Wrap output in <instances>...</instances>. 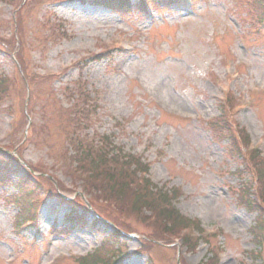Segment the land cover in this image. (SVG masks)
<instances>
[{"label": "rangeland", "instance_id": "1", "mask_svg": "<svg viewBox=\"0 0 264 264\" xmlns=\"http://www.w3.org/2000/svg\"><path fill=\"white\" fill-rule=\"evenodd\" d=\"M191 1V6L151 15L146 20L131 14L122 21L103 8L79 0L51 5H47L46 0L43 3L13 0L10 4L0 0L1 35L17 32L15 16L18 12L22 59L25 66L29 65L27 70L41 74L63 73L52 81L38 82L41 85L37 88L32 85V120L37 127V137L25 147L21 157L35 166L45 167L65 188L73 189L69 179L56 170L61 166L62 137L55 104L47 99L46 93L54 88L57 101L65 105L68 101L61 91L79 76L73 64L102 51L120 31L129 32L135 38L132 54H116L114 50L110 59L89 62L83 70L88 89L101 103L90 133L94 130L110 135L114 145L140 154L149 162L150 173L159 184L180 187L182 195L175 204L179 211L198 219L201 226L219 229L218 240L222 247L218 264H264V227L259 233L262 243L258 247L250 232L257 214L241 205L235 189L229 188L237 186L233 171L240 163L229 157L227 142H221L222 138L207 122L221 114L217 96L221 94V85L226 83V65L233 68L246 63L244 67L239 66L241 75L227 83L239 97V91L246 90L248 95L253 87L264 88V28L254 23L258 22L259 9L254 0ZM52 14L65 21L70 38L47 47L42 23L48 27ZM9 43L10 48L16 49L17 36ZM227 59L229 62L225 64ZM69 64L71 66L64 68ZM15 68L12 54L0 46V78H7L5 87L0 88L1 147L13 140L21 144L29 139L22 117L23 104L28 101L18 80L9 82L16 80ZM254 98V106L240 110L233 118L252 131L254 143H260L264 149L261 137L264 134V94ZM153 101L161 110L181 117L163 114ZM13 127L16 130L11 133ZM10 135L14 136L11 141ZM5 175L17 181L16 175H10L0 160V180ZM15 189L9 184L0 185V264H48L56 253L62 256L54 264H77L73 257L93 252L103 243V251L112 252L117 247L104 242L103 237L109 232L107 226L102 223L95 228L90 226L92 218L88 219L87 227L63 231L60 225L69 205L56 200L41 205L36 226L16 232L18 206L9 198ZM41 189H46L45 184ZM65 193L74 206L84 208L82 200L88 196L75 201V196L68 191ZM124 220L135 234L125 239V249L120 247L119 251L128 254L120 264H177L175 251L163 245L150 249V256L134 253L140 246L139 235L149 230L138 218L127 215ZM53 228L59 233H53ZM30 243H34L35 248ZM176 244L184 262L179 259V264H198L209 256V247L207 251L200 245L195 252H187L181 248L179 240ZM257 250L259 259L252 256Z\"/></svg>", "mask_w": 264, "mask_h": 264}, {"label": "trees", "instance_id": "2", "mask_svg": "<svg viewBox=\"0 0 264 264\" xmlns=\"http://www.w3.org/2000/svg\"><path fill=\"white\" fill-rule=\"evenodd\" d=\"M106 2L109 3H113L114 0H106ZM124 3L127 4V6H129L128 1H125ZM92 168H97V163L94 161L91 164ZM98 177V173L93 172L91 173L88 178L89 179H97ZM109 177V183L108 180L107 181V185L105 187H101L100 185H93L99 189L102 190L103 193L99 194V197H102L103 200H111V199H115L117 200L116 202L120 205H125L126 203H130L131 204V209L133 211H137L139 210L141 207L144 206V204H147V201L145 200V197L143 195H141L139 193V190H133V189H129V187H127L125 184H122L121 182L123 181V177L118 176L117 181L115 178L111 177L110 175H108ZM105 179L101 180L104 181ZM89 183H94L93 181H90ZM88 184V183H87ZM102 184V183H101ZM117 185V187H116ZM129 192V195H128ZM143 205V206H142ZM247 205H250L249 202L247 203ZM166 220L168 222H170L173 226L176 224V220L175 217H171V216H166ZM175 220V223H174ZM163 221V219H162ZM259 224H261V222L259 221Z\"/></svg>", "mask_w": 264, "mask_h": 264}]
</instances>
